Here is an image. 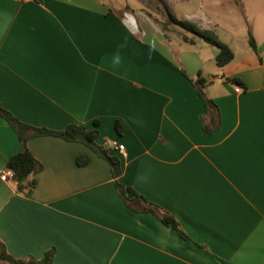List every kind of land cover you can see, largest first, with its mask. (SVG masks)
Instances as JSON below:
<instances>
[{
    "label": "crops",
    "instance_id": "crops-1",
    "mask_svg": "<svg viewBox=\"0 0 264 264\" xmlns=\"http://www.w3.org/2000/svg\"><path fill=\"white\" fill-rule=\"evenodd\" d=\"M240 4L257 53L227 44L234 60L219 68L216 47L165 31L140 0H0L2 108L37 128L97 129L96 144L120 160L119 183L187 237L159 213L131 208L108 162L87 145L31 137L35 186L22 194L0 178V242L10 256L40 261L54 250L53 264H264V0ZM184 20L220 36L201 11ZM199 80L217 108L209 135ZM22 150L0 117V172ZM82 156L90 160L80 166Z\"/></svg>",
    "mask_w": 264,
    "mask_h": 264
},
{
    "label": "trees",
    "instance_id": "trees-1",
    "mask_svg": "<svg viewBox=\"0 0 264 264\" xmlns=\"http://www.w3.org/2000/svg\"><path fill=\"white\" fill-rule=\"evenodd\" d=\"M157 2L162 7L165 15L167 16L165 25H169L175 29H179V32L182 34L183 40L185 42L193 43V39H199L218 49L219 53L216 56L215 62L219 68L227 66L234 60L235 55L232 49L227 44L222 43L218 35L214 31L203 30L189 20L177 19L164 0H157ZM189 36H191L192 39L189 38ZM248 40L250 48L255 53H257V44L251 33H249ZM227 80L240 88L246 89L243 82L238 78H227ZM194 85L197 88L199 96L204 102L205 113L211 115V128L206 125V121L203 117V131L206 135H209L218 125L213 114L214 111H217V108L214 102L209 99L205 93L204 89L206 87V82L204 80H199ZM0 117H2L14 130L23 147V150L12 156L7 163V168L10 169L14 174V180L17 182L18 192L27 194L29 191H31V189L35 186V180L31 179V177L40 170L39 162L26 148V143L31 137H56L67 142H80L90 147L100 158L108 162L112 177L115 180V185L118 188L120 195L128 201L131 208L136 211L159 213L161 221L164 225L171 227L183 239L187 238L178 222L171 215H169L158 206L145 200V198L139 195L133 188L125 187L121 183H119L118 178L120 177L122 172L120 160L116 156H110L107 148L100 147L96 144V139L99 135L97 129L89 130L84 126L77 124L69 125L62 131H54L47 128H37L21 122L11 112L2 108L1 105ZM116 129L119 130L120 126L116 125ZM89 160V157L82 156L77 159V163L78 165L83 166L88 164ZM125 193H129L132 198L127 199L125 197ZM53 258L54 250H50L40 261L15 259L6 252L4 246L0 242V260L9 264H53Z\"/></svg>",
    "mask_w": 264,
    "mask_h": 264
},
{
    "label": "rangeland",
    "instance_id": "rangeland-1",
    "mask_svg": "<svg viewBox=\"0 0 264 264\" xmlns=\"http://www.w3.org/2000/svg\"><path fill=\"white\" fill-rule=\"evenodd\" d=\"M117 1H123L125 3L127 1L132 2V0ZM140 1L144 4L147 15L153 16L159 21L165 31L175 30L179 32V29L165 25L167 16L157 0ZM171 2L172 12L177 19L184 20L187 15H192L201 11L216 23L215 26L212 27H217L218 31H220L219 39L222 43L232 44L236 49H241L242 44H244V48L248 46L249 32L245 23V17L240 14L241 0H171ZM236 6L240 10L236 9ZM238 10L240 12H238ZM124 12L125 10L122 9L121 13Z\"/></svg>",
    "mask_w": 264,
    "mask_h": 264
},
{
    "label": "built area",
    "instance_id": "built-area-1",
    "mask_svg": "<svg viewBox=\"0 0 264 264\" xmlns=\"http://www.w3.org/2000/svg\"><path fill=\"white\" fill-rule=\"evenodd\" d=\"M117 149H118V151H120L121 153H123L124 150H125V147L123 145H119L117 147ZM0 178L3 181H15L14 180V174H13V172L10 169H8V168H6V169H4V170H2L0 172Z\"/></svg>",
    "mask_w": 264,
    "mask_h": 264
}]
</instances>
